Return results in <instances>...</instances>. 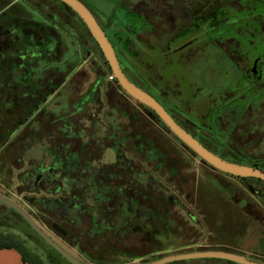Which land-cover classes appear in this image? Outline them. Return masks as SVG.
Here are the masks:
<instances>
[{"label": "rangeland", "instance_id": "obj_1", "mask_svg": "<svg viewBox=\"0 0 264 264\" xmlns=\"http://www.w3.org/2000/svg\"><path fill=\"white\" fill-rule=\"evenodd\" d=\"M29 1L32 2V6H30L31 3L27 0H0V9H2V12H6L5 17H7V19L23 23H26L25 20L27 19L32 22H38L41 19L40 16H46L53 26L71 35L73 41L64 40L67 42V47L66 50H64L62 58L60 57L59 60L60 62L61 60L64 61L65 67H63V73L60 75L56 74V71L59 70L56 69V65L59 64L55 60L58 58L55 60L53 59L51 64L47 63L48 65L44 66L45 71L43 70L40 73L38 68H42L43 65L30 68L24 65H16L15 63L11 67L8 64H2L0 62V108L6 113L9 110L11 111V114L8 116L0 114V123L2 124L7 120V117H11V119L14 118V120L17 119V117L25 118L22 112H16V109H14L15 106L12 105L13 103H10L9 100H18L20 95L28 93L29 91L25 89L33 88V83L35 87L36 78L41 81L39 83L40 85L43 83L45 84L51 78H53V81H60L64 76H67L80 66L79 73H75L71 77L69 74L68 76L70 78L68 79V84L65 85V88L58 89L59 94L57 97L53 96L51 99L53 100V108L61 104L65 107L70 105L71 102L73 104L76 103V95H78L77 97L86 98V101L91 102L93 99L92 88H94L95 82L100 81L107 84L106 77L102 74L97 75L95 71L96 69L99 70L100 65L104 68L105 66L102 64L101 56L95 45L86 33L83 27L84 24L82 25L77 15L74 12L64 9L53 0ZM79 1L90 10L100 25H105L107 28L111 27V25L120 27L123 23L125 26H129L126 30L128 33L131 25L133 26L135 24V27H137L136 24L139 25V20L129 17L131 15L126 13V6L128 4V6L132 5L133 9L138 12L140 11L145 14L150 13V15L158 11L161 12V8L165 11L172 12L179 6V0H155L149 1L148 4L145 3L148 0ZM238 2H243L241 4L244 5V1L239 0ZM238 2L231 3L234 10H238ZM33 6H35V8ZM124 15H127L126 17H128L129 23L127 19H124ZM244 22L245 21L234 19L226 21L225 25L229 23L233 24H231V28L224 26L225 30H223L221 34L220 31H217L219 25L212 26V24L208 22L200 32L202 34H216L212 36L220 38L217 45L224 50H228L230 47H233L231 45L232 41L230 39L223 40L221 38L231 37L227 36L228 34L226 33V31L230 30L232 36L236 37V40L240 44L247 43L249 39L256 44V47H251L253 49L249 51L250 54H253V51L263 46V41L261 39H264V36H259L251 32L252 30L249 31V28H246ZM23 23L20 24L24 25ZM233 25L238 26L232 27ZM24 27L26 29L32 28L27 25H24ZM235 29L240 30L242 33L236 34L235 32L234 35L233 31H235ZM190 30H192V28ZM251 33H253V38H248V34ZM141 39L142 42L148 44V46L152 45L158 47L164 44V40L155 41L151 39L147 41L143 40L142 37ZM139 43V41H135L136 46L140 48ZM204 43L205 41L199 45L195 43L191 46L190 52H187L185 56H181L179 60H183L182 64L185 65L186 70H196L202 67L201 70L205 72L204 74L208 71H212L214 74H216L215 72L220 74L222 71L221 68L219 71L215 70L216 67L220 65L219 62L218 64L213 62L218 61V59H212L214 56L217 57L216 51H212L214 47L212 45L205 47ZM64 44L65 43H63V46ZM63 46L61 54L63 53ZM87 50L90 51L89 54H87ZM145 50L149 53L153 52V50L149 51L147 48ZM35 51V47H27L26 51H24L25 56H23L22 53L16 54L15 56L27 59L28 57H34ZM242 51L243 50L240 49V52ZM13 53L15 52H12V54ZM167 54H169V56H175V58L179 55L178 53L174 55L172 52ZM250 54L247 55L248 63L251 62ZM126 55L127 54L124 55L125 58L129 60V57ZM238 55V53L234 54L232 60L239 63L240 58ZM24 67L28 71L27 76H22L20 69ZM93 69L95 70L92 71ZM31 78L33 83L29 82ZM204 80L205 79H203V81ZM196 83L198 87H200L198 84L202 85L201 89H203L204 92L202 90L197 94L193 102H199L200 99L204 102L206 95L202 96V94L209 93L207 92V87L200 80H197ZM90 84L93 87H91ZM27 101H29V99ZM46 103L44 105L49 110L50 106L46 105ZM59 108L55 109L58 110ZM259 109L264 113V103L261 102ZM61 110L62 109H60V111ZM44 112L45 109H37L34 111L33 116L38 118L40 115H43ZM69 112H71V110ZM92 113L93 112H91V114ZM35 118L27 119L20 131H18L16 127H12V125V129L8 132L7 128H4V132L8 134V138L3 141V144L0 146V169L4 166V169L0 170V185H4L13 192L15 191L21 198L24 197L31 205H34L36 208L35 210H37L34 213L36 219L34 220L36 223L50 238H52V240L61 245L64 249H67L74 258L84 264H141L144 261L150 262L154 259L158 260V257L164 258L171 255L196 252L198 249L207 248L216 252L239 255L251 262L259 264L264 263V211L261 210L255 213L250 212V210L253 208L256 209L258 206L252 203L253 196L251 197L250 195L253 194L246 189L247 187H253L255 183L249 182L251 186H248L240 179H223L221 177V179H217L214 176L206 175L204 170L209 171L208 167L183 148L181 144L174 139L172 134L159 131L156 125L157 123L148 121L147 119L146 125H149L148 127L150 129L149 135H147L149 137H140L142 139L140 143L147 146V149L149 148L142 153L144 168L139 165L141 156L138 155L136 158L137 162L134 161L133 170H137L139 175H134L132 177L133 191L129 194L124 193L123 196L118 199L119 202H123L128 215H124L122 212H118L117 215L108 214L106 208L109 206L104 203L94 208V201L91 199L90 194L81 202L82 204H78V207H71L73 204L68 201V205L70 203L68 211L62 210L60 214L55 215L54 211H51L49 207L52 203L55 204V207L63 204L65 200L63 197H60L63 193L59 191V194H62L54 197V194L50 195L47 192H42L48 191L55 193L54 191L57 192L58 190H62L61 186L58 184L52 186L41 185L43 190L34 192L25 184L16 185L18 182L15 180V177L21 170H16L14 168L9 169V167L6 166L9 161H12L11 158L13 159L16 154L19 153L20 147L17 148V146L21 144L20 139L24 127ZM151 119L157 122L152 115ZM251 123V110H247L240 121L242 131L246 132L251 130ZM84 124L85 128H88L86 126L90 127L89 122H84ZM81 125H83V123ZM156 131L161 134L158 135ZM1 133L2 132H0V134ZM90 133L94 136L101 135V129L99 130L97 126L95 130ZM82 134L87 135L88 133L84 131ZM140 138H138V141ZM250 138L254 139L253 136ZM57 139L58 138H54L51 146L57 144ZM156 139L158 144L155 142ZM38 141L39 143L34 145V149L32 151L30 150L31 152L27 151L25 154L22 153V155L28 160L35 158L36 160L43 159L46 161L41 154L42 150L47 146L46 140L43 138L42 134H39ZM81 141L82 140H80V142ZM107 144H110V141ZM102 147L104 148L105 146ZM128 147L131 148L130 146ZM131 154L133 155V153H129L128 155ZM164 156L172 158L176 164L179 165V169L172 167L165 170L160 162V159L164 158ZM100 159L102 163L113 162V151L111 150L101 154ZM224 159L233 161L236 164L246 165L242 161L237 162L230 158ZM153 162L156 163L155 167ZM5 166L11 172V177H7L8 181L4 178V176H6ZM123 166V168L126 169L130 167L128 163L123 164ZM144 170L149 173L148 179L142 176ZM217 174L219 173H213V175L219 176ZM173 175H182V177L173 178L171 177ZM107 177L110 178V175H107ZM154 178H156V182L153 183L152 180ZM98 184H102V182L98 181ZM120 184H126L125 186L128 187L130 183L129 180L126 181L123 179ZM262 190L264 191V189ZM104 191L105 190L101 192ZM33 192L36 195H33ZM0 193L4 194L1 190ZM100 198H103L102 195ZM39 200H44L43 203L40 204L43 205L45 203V206L40 207L38 204ZM12 202L17 203L13 199ZM118 205L119 204H117V206ZM44 207H46V209H44ZM113 207L111 209H114ZM30 208L33 211V208ZM84 209H88V211H90L89 209L92 210L89 214L82 213ZM0 211L2 216L0 218V234L13 235L19 242L22 251L27 254L28 257H35L36 260L43 264H69L51 247L46 245L24 220L21 221L16 213L3 207H0ZM57 211L58 210H56V212ZM99 211L100 213L97 215ZM96 223L100 226L96 228L97 230L95 231V226H93V224ZM47 224H53V226L58 227V230H60L62 234V240L53 230L48 228ZM116 227L120 228L118 232H115ZM158 248H164V253L151 255L152 253L154 254V251ZM12 250L14 251V249ZM15 252L19 254L18 251L15 250ZM18 256H20V254Z\"/></svg>", "mask_w": 264, "mask_h": 264}, {"label": "flooded vegetation", "instance_id": "obj_2", "mask_svg": "<svg viewBox=\"0 0 264 264\" xmlns=\"http://www.w3.org/2000/svg\"><path fill=\"white\" fill-rule=\"evenodd\" d=\"M149 1L155 0H148L145 3L148 4ZM236 1L238 2L239 0H229L225 5L231 9L232 16L228 20L245 21L244 24L246 28H249V31L252 30L251 32L264 36V19L250 18L251 12L244 13V8L247 4L242 5L241 2H238V10H234L231 3ZM128 5L126 6V13L131 15L129 17L139 20V25L136 24L137 27H135V24L130 26L129 33L126 31L129 26H125L123 23L120 27L111 25V27L107 28L105 25H100L96 20L110 43L120 69L126 78L136 87L150 95L180 127L208 151L223 160H225L224 158H230L237 162L242 161L246 164L244 166L264 171V113L259 109L261 102L264 103V39H261L263 46L253 51V54H250L249 51L253 49L251 47H256V44L251 39L245 44H240L236 40V37L232 36V32L227 29V36L231 37L221 39H230L233 47H230L228 50L219 47L217 42L220 38L212 36L216 34H202L200 32L208 22L212 24L214 14L217 21L221 20L222 17L220 15L221 12L217 11L213 13L210 0H179V6H177L175 11L169 12L161 8V12L158 11L151 15L150 13L138 12L133 9L132 5ZM198 8L199 10H206L207 13L198 12ZM247 15L249 17H246ZM126 16L124 15L125 20L128 18ZM231 24L233 23H229L228 25L217 23L216 25H219L217 31H220L221 34L225 30L224 26L231 28ZM237 26L233 25L232 27ZM191 28L192 30H190ZM236 29L233 31L234 35L235 32L236 34L242 33ZM253 33L248 34L247 37L253 38ZM141 37L147 41L151 39L155 41L164 40V44L158 47L148 46V44L142 42ZM135 41L140 42V48L136 46ZM203 41H205V47L208 45L214 47L212 51H216L217 57L214 56L212 59H218V61L213 62L217 64L219 62L220 65L215 70L219 71L221 68L220 74L217 72L214 74L212 71L204 74L205 72L201 70L202 67L196 70H186L185 65L182 64L183 60H179L181 56H185L187 52H190L191 46L195 43L199 45ZM146 48L149 51L153 50V52H147ZM240 49L243 51L240 52ZM169 52H172L174 55L178 53L179 55L175 58V56H169L167 54ZM236 53L239 54V63L232 60V57ZM125 54H127L126 56L129 57V60L125 58ZM248 54H250L251 58L250 63H248ZM99 67L100 71L96 68V70L93 69L92 71L95 70L97 75L102 74L107 79V76L111 73H108L102 65ZM203 79L205 80L203 81ZM197 80L202 81L207 87V92H209L202 94V96L206 95L204 102L201 99L199 102H193L195 96L203 90L201 89L202 85L198 84L200 87L197 86ZM110 84L111 88L117 92L116 94L126 101L133 103L144 118L157 123L159 131L170 133L164 125L160 124L161 122L158 118L159 122L151 119L149 108L126 95L115 80L113 82L107 80V84L105 85L110 86ZM90 86L93 87L92 85ZM92 89L93 99L91 102L86 101V98L77 97L78 95H76V103L73 104L71 102L70 105L65 107H63L64 105L57 106V108L60 107L58 109L59 112L54 115L50 114V116H54V120L51 119L50 122L45 124V128L41 130L35 129L36 131L30 130V128L23 130L20 139L21 144L17 146V148L20 147L19 153L13 158L14 160L11 158L12 161H9L6 166L9 169L21 170L16 174L15 180L18 182L16 185L25 184L34 192L42 191L41 185H60L62 190L54 191L55 193L42 192H47L50 195L54 194V197L60 196L63 193L60 196L65 200L63 204L59 207L51 204L49 207L51 211L58 210V214L61 213L64 206L65 211H68L71 202L73 204L71 207H78V204H82L81 202L90 194L91 199L94 201V208L104 203L110 207L106 208L108 214L117 215L118 212H122L124 215H128L123 202H119L118 199L124 193L129 194L133 191L132 177L139 175L137 170H133V164L134 161L137 162L136 158L138 155L142 156V154H136V157L132 154L128 155L131 150L128 146L131 147L133 138L130 103L128 104L116 98L115 95L113 96L114 93L111 89L109 92L103 94L104 102H101L100 98L99 101H95V96L98 95L99 90ZM52 94L57 97L59 91L55 90L54 93H51V96ZM51 96L49 97L51 98ZM50 98L47 100L46 105L52 107L53 100H50ZM79 102L89 105V107L92 106L93 111L91 112L93 113L89 112L86 114V106L77 108L76 104ZM102 107H105L106 112L104 111L101 115ZM60 109L62 110L60 111ZM70 110L71 112H69ZM247 110H251L252 125L250 126L252 128L250 127L251 130L243 132L240 121ZM84 122H89L90 127L86 126L88 128H85ZM97 126L99 130L101 129V135L94 136L90 132L95 130ZM84 131L88 134H82ZM38 134H42L46 140L47 146L41 152L46 161L43 159L36 160L35 158L28 160L22 155V153L25 154L27 151H32L34 145L39 143L37 139ZM67 134H69V137ZM250 135L254 139H251ZM54 138H58L57 144L51 146ZM80 140L82 141L80 142ZM110 140H114V142L107 144ZM137 142H142V139L140 138L138 141L137 138ZM102 146L113 149V162H101ZM139 149L143 153L142 151H145L147 146L140 143ZM141 159L139 165L143 167ZM225 161L234 163L229 160ZM125 163L130 165L128 169L123 168V164ZM3 167L1 169H4ZM7 167L6 176H4L6 181L11 177V172ZM148 174L146 170L142 172V176L146 179H148ZM107 175H110V178ZM123 179L129 180L130 184L128 187L125 186L126 184H120ZM155 179L152 180L153 183L156 182ZM238 179L245 182L248 186L250 185L249 182L255 183L253 187L250 185L251 187L246 188L253 194L250 195L251 197L253 196L252 203L258 206V208L250 210V212L264 211V191L262 190L264 189V181L254 178ZM98 181L102 182V184H98ZM0 190L4 193H0L1 196L3 195V197L10 201L13 199L17 202L14 204L24 210L36 223L34 213L37 210H35L34 205H31L24 197V199L21 198L15 191H11L4 185H0ZM103 190L105 191L101 192ZM59 191L62 193L59 194ZM33 195L36 194L34 193ZM101 195L102 199L100 198ZM43 201H38L39 206H45V203L43 205L40 204ZM68 201H70L69 205ZM73 201L79 203L75 205ZM117 204L119 205L117 206ZM29 206L33 208V211ZM0 207L8 208L1 203ZM112 207L114 209H111ZM89 210L91 211L92 209ZM86 211L88 209L82 210V213L89 214L90 211ZM99 213L100 211L97 215ZM37 226L41 229L38 224ZM93 226H95L94 230L96 231V228L100 225L98 226L96 223ZM58 237L62 240V237ZM59 246L61 247V245ZM64 250L70 254L67 249ZM79 262L84 264L81 261Z\"/></svg>", "mask_w": 264, "mask_h": 264}, {"label": "trees", "instance_id": "obj_3", "mask_svg": "<svg viewBox=\"0 0 264 264\" xmlns=\"http://www.w3.org/2000/svg\"><path fill=\"white\" fill-rule=\"evenodd\" d=\"M27 1L29 3H31L30 6H32V2L29 0H27ZM53 1L60 4L64 9L72 12L66 5L59 2L58 0H53ZM228 1L229 0H211L213 13L218 11V12H221L220 15H222L221 20L217 21L216 15L214 14V17H213L214 20L212 21V25H216L217 23H219L220 25H223L226 21H228V19H230V17L232 16L231 11H230L231 9H229L228 7L225 6L228 3ZM242 1H244V4H247L244 8V13L245 12L246 13H249V12L252 13V15H251V13L249 15L250 18L255 17L256 19H258V18L264 19V0H242ZM241 3H243V2H241ZM33 7L35 8V6H33ZM197 11L207 13V11L204 9L199 10V8H198ZM5 15H6V12L5 11L2 12V9H0V62L2 64H8L9 66L12 67L13 64L16 63V65H24V66L30 67V68H34L35 66L39 67V66L43 65L42 68H38L39 73H40L44 70V66L48 65L47 63H49V64L52 63L53 59L55 60L56 58H58L55 61H57V63L60 62L59 58L62 57V55H63V53L61 54V52H62L63 42L65 39L73 41V37L71 35H69L68 33L64 32L63 30L57 29L55 26H53L51 24V22L48 21V19L45 15H44L45 17L40 16L41 19L38 22H32L31 20L27 19V20H25L27 24L20 22V21H16V20H9V19H7V17H5ZM249 16L247 15L246 17H249ZM20 23H23L24 25L30 26L32 28L26 29L24 27V25H22ZM82 25H83V23H82ZM83 27H84L86 33L88 34V36L90 37V39L92 40L93 44L95 45L97 51L99 52V54L101 56L102 64L105 66V69L108 71V73H110L109 67H108L107 63L105 62L98 46L96 45L94 40L91 38L86 27L84 25H83ZM261 33L263 34V32H261ZM18 44H21V45H18ZM32 46L35 47V49H36L34 57H28L27 59H23V58H19V57L15 56L16 54H21V53L23 54V56H25L24 51H26V48L32 47ZM12 52H15V53L12 54ZM86 52H87V54L90 53L89 50H87ZM44 63H46V64H44ZM20 67H22V66H20ZM20 70L22 72V76L28 75V73H27L28 71L25 67L23 69L21 68ZM28 80H29V78H28ZM29 82L33 83L32 78ZM35 82H36L35 83L36 89H35L34 83H33V88L25 89V90L29 91L28 93L20 95V98L18 100H16V99L9 100V102L13 103L12 105L15 106L14 109H16V112H22L25 115V118L17 117V119L14 120V118L11 119V117L10 118L7 117V120H5V122H3V124L0 123V132H2L0 134V146L3 144V141H5L8 138V134L7 133L5 134V132H4L5 127L7 128V132L10 131L12 129V127H16L17 130L20 131L22 126L25 125L24 123L27 121L29 116H30L29 119L35 118L33 116V113L35 110L46 109L44 102L47 100L48 95H51V93L55 90H54V88H50V86H51L50 83H45V84L43 83L42 85H40L39 83L41 81H39V79H35ZM37 87H38V89H37ZM28 99H29V101H27ZM149 113H150V115L153 116V118H155V120L157 122H159L157 117L153 114L152 111L149 110ZM0 114H3V116L4 115L8 116L11 114V111L9 110L6 113L3 110H1V108H0ZM43 114L46 116V119L44 118V115H40L38 118L31 120V122H29L28 125L25 126L23 130H25L27 128H30V130L31 129L35 130L36 127L38 128V130L45 128L44 125L47 124L48 122H50L51 119L54 118V116H50V114H48V112H46V113L44 112ZM160 124L163 126L162 123H160ZM11 125H12V127H11ZM40 125H42V126L40 127ZM38 136H39V134L37 135V139H38ZM174 139L177 140L181 144V146L183 148H185L191 155L196 157L195 154L193 152H191L189 149H187L177 138L174 137ZM200 162L202 164H204L206 167L210 168L211 170L216 171L213 168H211L209 165H207L206 163L202 162L201 160H200ZM216 172H218V171H216ZM225 176H228L230 178H235V177H232L229 175H225ZM78 203L79 202H77V201L74 202L75 205H77ZM40 207H42V206H40ZM44 209H46V207ZM63 210L65 211V206H64ZM10 211H12V210L10 209ZM52 211H54L55 215L56 214L58 215V212H56L55 210H52ZM12 212L15 213L14 211H12ZM19 218L21 221H23L20 216H19ZM47 226L49 229L53 230V232L56 235L62 237V234L60 233L61 231L58 230V227L53 226V224L52 225L47 224ZM119 229H120L119 227H116L115 232H118ZM155 247H153V248H155ZM0 249H14V250L18 251V253L21 256V260L24 263L43 264L42 262L36 260L35 257H28L27 254H25L22 251V249L20 248L19 242L14 238L13 235L0 234ZM164 250H165L164 248H158L156 251H154V254L152 253L151 255L164 253ZM200 251H212V250L207 249V248L196 250V252H200ZM134 258H137V257H134ZM161 258L162 257H158L157 259L159 260ZM154 260H156V259H154ZM154 260H152V261H154ZM152 261H150V262H152ZM150 262L144 261L141 264L150 263ZM170 264H235V263L223 261V260H217V259H200V260H191V261H179V262H173Z\"/></svg>", "mask_w": 264, "mask_h": 264}, {"label": "water", "instance_id": "obj_4", "mask_svg": "<svg viewBox=\"0 0 264 264\" xmlns=\"http://www.w3.org/2000/svg\"><path fill=\"white\" fill-rule=\"evenodd\" d=\"M58 1L66 5L72 12H74L84 24L91 38L98 46L105 62L107 63L112 77L117 82L118 86L124 91V93L139 104L149 108L157 116L160 122L168 129V131L175 138H177L187 149L195 154L197 159L201 160L202 162L206 163L211 168L222 174H226L236 178H254L264 181V171L225 161L208 151L196 139H194L182 127H180L166 113L162 106L158 104L150 95L131 83L121 71L115 53L100 26L96 22V19L82 2H80L79 0ZM0 203L17 213L24 220V222L44 241L46 245L51 247L69 264H82L68 252H66L63 248H61L58 244H56L44 231H42L37 226L33 219L24 210L14 204L12 201L0 195ZM200 259H217L232 262L235 264H259L248 261L244 257L239 255L216 251H200L171 255L154 262L144 264H170L173 262Z\"/></svg>", "mask_w": 264, "mask_h": 264}, {"label": "crops", "instance_id": "obj_5", "mask_svg": "<svg viewBox=\"0 0 264 264\" xmlns=\"http://www.w3.org/2000/svg\"><path fill=\"white\" fill-rule=\"evenodd\" d=\"M63 43H65L64 44V46H63V54H64V50H66V47H67V42H63ZM62 58V57H61ZM62 62V63H61ZM61 62L60 63H58L59 65H56V69H59V70H57L56 72V74H58V75H60V74H62L63 73V67H65L64 65V61L63 60H61ZM79 69H80V66H78L76 69H74V71L73 72H71V73H69L70 74V77L73 75V74H75V73H79L78 71H79ZM68 74V75H69ZM64 76L60 81H53V78H51L49 81H47L46 83H50V88H54V90H58L60 87H61V89L62 88H64L65 87V85L66 84H68V79L70 78L69 76ZM55 77V76H54ZM37 79V78H36ZM56 79V78H55ZM59 79V78H58ZM97 82H99V81H97ZM97 82H95V83H92V84H95L94 85V88H95V90H99V92H98V95L97 96H95L96 97V99H95V97H94V99H95V101H99V98H100V100H102L101 102H104L103 100H104V98H103V94L104 93H107V92H109L110 91V89L113 91V96L115 95V97L116 98H119V100H123L124 102H126V103H130L129 101H126L125 99H123V98H121L118 94H116L117 92L115 91V90H113L111 87V84H110V86H108V85H105L104 83H102V82H100V83H97ZM85 84H87V83H85ZM91 85V84H90ZM63 86V87H62ZM53 93H54V91H53ZM49 96H51V95H48V97H47V100H49ZM53 94H52V96H51V98H50V100L53 98ZM47 100L44 102V103H46L47 102ZM94 101V102H95ZM62 102H63V100H62ZM89 102V101H88ZM62 105V104H61ZM63 106V105H62ZM86 106V109H85V113L87 114V113H89V112H91V111H93V107L92 106H90L89 107V105H84V104H81L80 102L79 103H77L76 104V107L77 108H79V107H85ZM129 106H130V109H131V115H130V120H131V123H132V131H133V138H132V143H131V150H130V153H133V156L134 157H136L137 155L136 154H142L141 153V149H139V147H140V143H138L137 142V138H140V137H142V138H146V137H149V136H147V135H149V125L147 126L146 125V118H144L142 115H141V113L138 111V109L135 107V105L133 104V103H130L129 104ZM55 108H57V106L55 107ZM55 108H53V107H50L49 108V110H48V108H46L45 109V113L46 112H48V114H51V115H54V114H57V112H59L58 110H56ZM106 112V110H105V107H102V110H101V115L103 114V112ZM44 115V114H43ZM44 118L46 119V116L44 115ZM149 121V120H148ZM36 129H38L37 127H36ZM153 130H155V129H153ZM157 132V131H156ZM158 133V135L159 134H161L160 132H157ZM67 136L69 137V134H67ZM117 136H119V135H117ZM113 137H114V135H113ZM156 138H157V135H156ZM110 142L111 143H113L114 142V140H110ZM156 143H157V139H156V141H155ZM158 144V143H157ZM156 144V146L158 147V145ZM113 145V144H112ZM149 149V148H148ZM148 149H145V151L146 150H148ZM161 149H162V147H161ZM102 151H101V153L103 154V153H107L108 151H113V149L112 148H110V147H105L104 149L102 148L101 149ZM104 151H106V152H104ZM144 151V150H143ZM142 151V152H143ZM162 152H163V150H162ZM142 157V156H141ZM142 160V159H141ZM160 162L162 163V167H164L165 168V170L166 169H168V168H178L179 169V165H177L176 164V162L172 159V158H169V157H167V156H164V158H162V159H160ZM152 163V162H151ZM154 163V167H155V162H153ZM150 164V163H149ZM155 169V168H154ZM203 171V170H202ZM204 172H206L205 174L206 175H211V176H214L215 178H217V179H221V178H225V179H227V178H230V177H228V176H225V174H222V173H220V172H216V171H213V170H211L210 168H209V171H207V170H204ZM213 173H219V174H217V175H219V176H215V175H213ZM183 175V174H182ZM182 175L181 176H179V175H173V176H171V177H177V178H180V177H182ZM221 177V178H220ZM231 179H233V178H231ZM19 254H17L16 252H15V250L13 251L12 249H0V264H28V263H24V262H22V260H21V257L20 256H18Z\"/></svg>", "mask_w": 264, "mask_h": 264}, {"label": "built area", "instance_id": "obj_6", "mask_svg": "<svg viewBox=\"0 0 264 264\" xmlns=\"http://www.w3.org/2000/svg\"><path fill=\"white\" fill-rule=\"evenodd\" d=\"M107 80H108L109 82H113V81H114V78L112 77L111 74H109V75L107 76Z\"/></svg>", "mask_w": 264, "mask_h": 264}]
</instances>
